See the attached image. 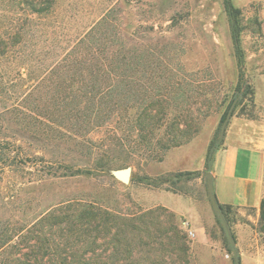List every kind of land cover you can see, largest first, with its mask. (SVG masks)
I'll return each instance as SVG.
<instances>
[{
	"label": "rangeland",
	"instance_id": "374dc122",
	"mask_svg": "<svg viewBox=\"0 0 264 264\" xmlns=\"http://www.w3.org/2000/svg\"><path fill=\"white\" fill-rule=\"evenodd\" d=\"M230 3L234 16L224 0H0V139L27 163L0 170V224L24 229L0 241V264L58 259L35 257L26 231L70 202L120 217L157 211L164 227L171 222L185 236L190 264H234L200 161L211 141L221 147L228 131L251 133L245 123L264 120V0ZM239 73L253 94L235 98L221 134ZM105 86L108 98L88 101ZM90 113H103V124L82 125ZM43 167L57 175L40 179ZM63 167L88 173L61 176ZM125 168L128 183L114 176ZM195 171L159 187L141 182ZM171 196L194 203L195 221L162 204ZM195 222L204 228L202 243ZM226 225L240 264H264L260 210L231 209ZM98 245L99 258L109 254ZM147 249L135 248L131 258L112 254L108 263L178 264L157 245Z\"/></svg>",
	"mask_w": 264,
	"mask_h": 264
},
{
	"label": "trees",
	"instance_id": "16d2710c",
	"mask_svg": "<svg viewBox=\"0 0 264 264\" xmlns=\"http://www.w3.org/2000/svg\"><path fill=\"white\" fill-rule=\"evenodd\" d=\"M225 8L230 16L238 13V10L233 7L230 0H224ZM34 9V7H33ZM35 10V9H34ZM38 12V11H35ZM234 37L237 38L236 30L234 29ZM124 60V59H122ZM240 63V61H239ZM237 93L226 107L224 113L220 118V123H223L230 105L236 97H239V102L250 97L253 94L250 85H247L241 73H239L237 86ZM110 86L95 87L91 90L92 97L88 99L103 102L105 98L110 95ZM98 97V98H96ZM85 115L82 118V125L85 127L94 123L103 124L105 121L104 114L99 115ZM92 116V118H91ZM90 118L92 119L90 121ZM216 140L211 141L206 156L205 169L209 171L210 162L213 153L219 149L220 142ZM26 165V161L21 159L14 149V145L6 139H0V170L8 167ZM61 176H74L88 173L80 169L72 170L70 167H63ZM40 179L44 176L55 177L58 171L51 167L42 168ZM199 172H180L173 176L164 177L156 180L143 178L141 182L153 187H159L163 184H173L178 182L181 178L189 179L196 176ZM168 191V190H167ZM217 202V201H216ZM220 209L222 219L228 224V216L231 207L221 205L217 202ZM261 218L264 219V198L260 204ZM160 214L157 211H148L141 213L138 216H117L111 215L107 211L101 210L91 204H83L81 202H70L56 207L51 212L40 217L30 228L26 231L31 236L33 241L30 252L35 257H42L41 253H51L58 256V259H53L49 264H90L96 261L97 264H109L108 262L116 256L112 254H119L122 257L131 258L135 248L149 246L147 253L154 251L153 246L157 245L164 249L169 255H173L178 264H190L188 256V242L185 236L177 229L173 223H169L164 227ZM24 229L11 225L8 221L0 224V241H10L17 237ZM232 235V234H231ZM21 236V235H20ZM233 244L235 238L232 235ZM136 239V242L134 241ZM225 246L227 252H233V244L230 243ZM98 242H101L104 252H109L106 256L96 254ZM138 246H136V245ZM135 247V248H134ZM141 250V249H140ZM90 254V255H89ZM130 255V256H129ZM39 259V258H38ZM36 263L41 264L40 260L33 258ZM125 260V258L123 259ZM240 260V259H239ZM34 263V264H36Z\"/></svg>",
	"mask_w": 264,
	"mask_h": 264
},
{
	"label": "crops",
	"instance_id": "0c3cea01",
	"mask_svg": "<svg viewBox=\"0 0 264 264\" xmlns=\"http://www.w3.org/2000/svg\"><path fill=\"white\" fill-rule=\"evenodd\" d=\"M251 133L228 131L224 144L216 150L209 166L216 201L235 210L259 211L264 198V120L247 121ZM205 165V160L200 161ZM164 206L178 216L194 220V203L171 196ZM197 242L206 240L203 226L194 223Z\"/></svg>",
	"mask_w": 264,
	"mask_h": 264
},
{
	"label": "water",
	"instance_id": "95a60500",
	"mask_svg": "<svg viewBox=\"0 0 264 264\" xmlns=\"http://www.w3.org/2000/svg\"><path fill=\"white\" fill-rule=\"evenodd\" d=\"M237 102V99H235L233 101V103L230 105L227 115L222 123L221 129H220V133L223 134L224 129L226 127V124L231 116V113L233 111V108L235 106ZM114 176L115 178L128 183L131 179V169L130 168H125V169H120L114 172ZM204 177H205V189L207 192V196L210 202V206L213 210V212L215 213V215L217 216L218 219L221 220V222L223 223V227L227 233V236L229 238L230 243L233 244V238L232 235L230 233V229L227 227L225 221L222 219V215L220 212V209L217 205L216 202V198H215V194H214V188H213V181H212V175L210 172H205L204 173ZM233 259H234V264H240V260H239V256H238V252L236 249L233 250Z\"/></svg>",
	"mask_w": 264,
	"mask_h": 264
},
{
	"label": "built area",
	"instance_id": "2783aa9c",
	"mask_svg": "<svg viewBox=\"0 0 264 264\" xmlns=\"http://www.w3.org/2000/svg\"><path fill=\"white\" fill-rule=\"evenodd\" d=\"M184 225H185V228L188 230V227H186L187 224H184ZM187 233H188L191 237L194 236V234H193V232H192L191 230L187 231Z\"/></svg>",
	"mask_w": 264,
	"mask_h": 264
}]
</instances>
